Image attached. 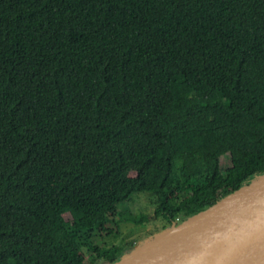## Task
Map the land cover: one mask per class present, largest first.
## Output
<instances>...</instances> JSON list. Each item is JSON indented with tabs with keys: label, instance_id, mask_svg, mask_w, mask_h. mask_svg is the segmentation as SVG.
<instances>
[{
	"label": "trees",
	"instance_id": "1",
	"mask_svg": "<svg viewBox=\"0 0 264 264\" xmlns=\"http://www.w3.org/2000/svg\"><path fill=\"white\" fill-rule=\"evenodd\" d=\"M262 173L264 0H0V264H112Z\"/></svg>",
	"mask_w": 264,
	"mask_h": 264
},
{
	"label": "water",
	"instance_id": "2",
	"mask_svg": "<svg viewBox=\"0 0 264 264\" xmlns=\"http://www.w3.org/2000/svg\"><path fill=\"white\" fill-rule=\"evenodd\" d=\"M112 264H264V173Z\"/></svg>",
	"mask_w": 264,
	"mask_h": 264
},
{
	"label": "rangeland",
	"instance_id": "3",
	"mask_svg": "<svg viewBox=\"0 0 264 264\" xmlns=\"http://www.w3.org/2000/svg\"><path fill=\"white\" fill-rule=\"evenodd\" d=\"M220 152H222L223 157V166L222 169L219 171L221 174L222 171L231 169V163L229 160V155L225 151V148H220ZM127 208L134 213H153V210L155 208V196L151 193H135L132 195V199L128 201L126 204H123L122 206H126ZM162 220L158 219L156 221H151L147 224L143 225H136L134 223L125 222L120 224V234H114L111 236L105 237L103 240L110 246L112 245H126V243H129L130 241L135 243V246H138L142 243H144L147 239L152 237L153 235L159 233L162 231L161 225ZM71 238H74V235L70 232ZM133 247V248H134ZM132 248V249H133ZM131 249V250H132ZM86 254L87 251H85ZM130 252V249L125 250L123 257L127 255V253ZM87 256V255H85ZM121 256V257H122ZM90 259L92 261H95V264H103V259L99 258L96 253H91Z\"/></svg>",
	"mask_w": 264,
	"mask_h": 264
}]
</instances>
